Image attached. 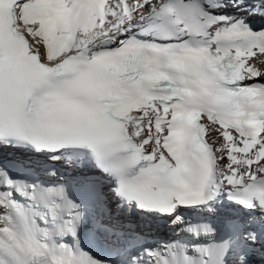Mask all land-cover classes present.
Instances as JSON below:
<instances>
[{
  "label": "snow or ice",
  "instance_id": "snow-or-ice-1",
  "mask_svg": "<svg viewBox=\"0 0 264 264\" xmlns=\"http://www.w3.org/2000/svg\"><path fill=\"white\" fill-rule=\"evenodd\" d=\"M0 264H264V0H0Z\"/></svg>",
  "mask_w": 264,
  "mask_h": 264
}]
</instances>
